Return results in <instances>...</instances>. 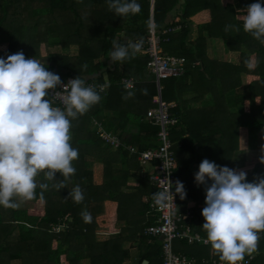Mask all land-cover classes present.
I'll return each mask as SVG.
<instances>
[{"label":"trees","instance_id":"1","mask_svg":"<svg viewBox=\"0 0 264 264\" xmlns=\"http://www.w3.org/2000/svg\"><path fill=\"white\" fill-rule=\"evenodd\" d=\"M238 1L244 12L238 16L231 12L217 25L200 26L198 38L188 43V25H177L178 21L162 25L167 14L162 5L170 4V0H154L152 18L150 0H137L141 11L125 17L109 10L108 0H0V43H7L0 58L22 51L26 58L41 60L47 70L61 78L73 75L85 83L105 85L99 92L100 102L71 121V144L79 153L73 161L75 173L66 180L57 173V181L38 175L37 184L48 183L49 188L41 196L42 190L37 187L31 208L22 203L16 209L0 206V264H123L131 257L124 248L126 241L137 245L135 264L142 260L163 263L160 239L152 237L148 241L143 235L144 228L154 220L148 209L156 189L148 175L139 177L137 186H128V178L141 170L137 153H130L123 145L112 147L101 137L103 131L116 135L122 144L133 145L138 151L157 145L159 127L146 117L147 109L154 105L157 86L155 80L145 78L148 57L141 53L147 45L151 20L160 34L163 53L186 60L182 74L162 79L160 95L164 102L174 104L170 111L178 119L170 128V139L176 182L184 185L186 198L177 194V202L179 205L182 201L184 206L179 208L184 213L186 202L195 201L193 218L184 222L206 236L202 229L206 186L200 185L195 191L200 163L216 159L217 165L231 168L240 127L248 130L249 147L261 148L264 154V43L243 30L247 7L255 2L264 4V0ZM212 26L213 34L223 38L228 50L239 52V64L218 63L201 54L200 31ZM113 40L122 45L143 43L133 58L113 63ZM41 44L46 46L45 55L41 54ZM55 46L61 50L76 48V53L67 55ZM252 54L255 62L251 68L248 58ZM242 73L257 78L242 85ZM123 77H133V87L125 89ZM201 87L210 90L209 94ZM185 91L192 96L184 98ZM196 102L203 103L195 108ZM128 123L137 125L138 134L125 136ZM250 176L255 181L264 178L261 160L252 167ZM60 181L65 187L58 191L52 185ZM211 183L209 179L208 186ZM77 185L84 196L79 203L69 198L70 190ZM129 188L133 191H124ZM107 200L117 203V219H123L125 226L112 237L97 241V217L104 213ZM85 209L91 214V222L81 216ZM174 250L197 257L196 264L220 260L211 247L179 239L174 241ZM85 259L87 263L82 262ZM250 264H264V232Z\"/></svg>","mask_w":264,"mask_h":264},{"label":"clouds","instance_id":"2","mask_svg":"<svg viewBox=\"0 0 264 264\" xmlns=\"http://www.w3.org/2000/svg\"><path fill=\"white\" fill-rule=\"evenodd\" d=\"M108 8L119 17L141 11L137 0H108ZM243 30L264 43V4L255 2L247 7ZM142 43L130 41L122 45L113 40L111 61L133 58ZM60 86L66 93L63 107L54 106L48 98ZM100 100L96 86L86 85L80 77L63 85L60 76L47 70L41 60L26 58L22 51L0 58V206L19 208L35 197L37 187L43 196L49 185L37 184L40 174L48 181H57V173L65 180L75 173L73 161L79 153L71 144V121ZM195 180L206 186V206L202 210L205 243L211 245L221 261L238 264L246 254L257 251L260 233L264 232V178L247 182L245 172L204 159ZM52 186L58 191L65 187L63 181ZM176 194L186 198L184 185L179 181ZM173 197L171 190L153 194L159 206L173 202ZM69 198L77 203L83 201L79 185L70 190ZM81 216L91 222L86 209Z\"/></svg>","mask_w":264,"mask_h":264},{"label":"built area","instance_id":"3","mask_svg":"<svg viewBox=\"0 0 264 264\" xmlns=\"http://www.w3.org/2000/svg\"><path fill=\"white\" fill-rule=\"evenodd\" d=\"M150 2H154V0H150ZM150 24L147 45L141 49V53L148 57L145 67L149 73L154 75L158 90L157 96L152 100L154 105L146 111L147 119L153 125L159 127L157 132V145L138 151L133 145L122 144L116 135L103 131L101 132V137L112 147L117 148L123 145L130 153H137V160L141 167L155 164L154 170L148 176L156 192L159 190H171L175 194L173 202H168L165 206L156 205L153 198L150 200L148 213L153 214L154 220L143 230V235L148 237V241L152 237H158L160 239L162 264H196L195 257L174 250V241L179 239L188 244H200L209 247L211 245L205 243L206 236L196 231L190 223L184 222L185 219L192 217L191 213L187 211L183 214L178 210L175 190L176 176L174 172L175 153L173 142L170 139V128L178 122V119L170 111L174 104L164 102L160 95L162 87L160 81L182 74L186 60L183 56L164 54L160 46V34L155 30L154 23L152 22ZM71 79H75V77L73 75H67L61 78L62 84L66 85ZM121 83L125 89H129L134 85V78L123 77ZM86 85L96 86L98 92L105 90V85L101 83L94 84L89 82ZM65 96L66 93L63 91V87L60 86L51 92L49 98L53 101L54 106L63 107L62 101ZM261 236L262 233H260ZM256 255L257 251L250 256L246 254L244 260L239 261L238 264H250ZM212 263L226 264V262L217 259H213Z\"/></svg>","mask_w":264,"mask_h":264},{"label":"crops","instance_id":"4","mask_svg":"<svg viewBox=\"0 0 264 264\" xmlns=\"http://www.w3.org/2000/svg\"><path fill=\"white\" fill-rule=\"evenodd\" d=\"M162 6L166 7L164 9H166V12H167L166 16L164 17V21L162 22V25H167L174 21L179 22V24L177 25H181L183 23H184L183 25H188L190 28V34L187 39L188 43L195 41L198 38L200 26L217 25V23L221 21L220 18L222 19L224 18V16L228 17L231 12H235L236 16H238L239 12H242V11L244 12V9L241 7L238 0H170V4H167V5L165 4ZM214 28L215 26H212L211 28L209 27V30H207L206 28L201 29L200 34L202 35V40L199 46L200 48L199 50H201V54H203V56L207 58L208 60H213V61L215 60L218 63H221V62L222 64L231 63L234 65L239 64L240 62L239 52L228 50L224 43V40L220 38L221 36L213 34V31L215 32ZM3 43H5V45L7 46L6 42H3ZM247 75H251V74L249 73L241 74L240 77L242 80V85L248 84L251 81L250 80L247 83L245 82V78L247 77ZM201 91H205L204 93L206 94L207 93L209 94L210 92V90H203L202 87H201ZM214 91H216V89ZM184 93H187V94H184ZM184 93H183L184 98H188L192 96V94L188 93L187 91H185ZM169 103H172V102H169ZM202 103L203 102H196L193 107L197 108ZM247 131L248 130L246 127H240L239 135L241 132L248 134L246 133ZM124 132H125V136L136 135L139 132V128L135 124L128 123L125 126ZM209 161L214 162L215 164H218L216 159H210ZM234 164H235V158L232 156V164H231L230 169L235 170ZM154 165L155 164L145 165L141 167V170L139 172H137L136 174L128 178L127 185L130 187L137 186L139 184V177H143L145 175L150 174L154 170ZM150 183L152 184L151 181ZM199 186L200 184L195 183V189H196L195 191H198ZM124 191L130 192L133 190L129 188V189H125ZM180 205L181 206L183 205L182 201L179 202V205L177 202V207L179 211H180V208H179ZM195 205H196L195 201H193L192 199H189L186 202L185 207H183L182 209L184 210L183 214H185L187 211L191 213V209ZM191 216H192V213H191ZM97 221H98L97 222L98 228L95 231V238L97 241H103V240H106L112 237L114 234L119 233L120 229L125 226V221L123 219L121 220L117 219V203L112 200L105 201L104 213L100 215L99 217H97ZM193 228L195 229V227ZM197 245H200V244H197ZM124 248H128L131 257H130V260L123 262V264H135L136 256L138 253L136 243L134 241H126L124 243ZM195 258L197 261V257ZM203 260L205 259H201L202 262ZM82 262L87 263L88 260L85 259ZM199 264H203V263H199Z\"/></svg>","mask_w":264,"mask_h":264},{"label":"rangeland","instance_id":"5","mask_svg":"<svg viewBox=\"0 0 264 264\" xmlns=\"http://www.w3.org/2000/svg\"><path fill=\"white\" fill-rule=\"evenodd\" d=\"M222 38V37H220ZM223 39V38H222ZM6 48L5 43H0V53L3 52ZM51 49H54V47H51ZM55 49H59L62 53H65L67 55H73L76 53V48H68L61 50L60 48L55 46ZM40 51L42 55L46 54V46L44 44H41ZM248 66L251 65V68L254 66L255 62V56L254 54L250 55L248 58ZM144 75L146 79H151L154 80V76L149 73L145 68H144ZM257 78L255 75H247L245 78V82L247 83L248 81ZM161 86L163 87V80L160 81ZM158 94V90H157ZM157 96V95H156ZM155 96V97H156ZM248 133V131L246 132ZM246 137V138H245ZM261 146L260 144H258ZM261 148H250L249 147V138L248 134H245L244 132H241L240 135L238 133V148L236 150V153H233V157L235 158V171L240 172L243 171L247 174V182H254L255 179L251 178L250 173L252 167L255 165L257 161H260L262 157H264V154H261ZM24 206L32 207L34 202L33 199L29 201H25L22 203ZM14 264H18L15 262Z\"/></svg>","mask_w":264,"mask_h":264},{"label":"water","instance_id":"6","mask_svg":"<svg viewBox=\"0 0 264 264\" xmlns=\"http://www.w3.org/2000/svg\"><path fill=\"white\" fill-rule=\"evenodd\" d=\"M150 10H151V18H152V13H153V2H150ZM153 21L151 20L150 23H152ZM140 264H148L147 260H142V262Z\"/></svg>","mask_w":264,"mask_h":264}]
</instances>
